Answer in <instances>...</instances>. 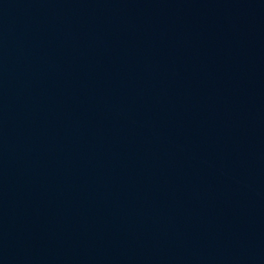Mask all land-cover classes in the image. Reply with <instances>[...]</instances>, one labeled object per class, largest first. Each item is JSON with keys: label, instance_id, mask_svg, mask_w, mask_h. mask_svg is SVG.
<instances>
[{"label": "water", "instance_id": "water-1", "mask_svg": "<svg viewBox=\"0 0 264 264\" xmlns=\"http://www.w3.org/2000/svg\"><path fill=\"white\" fill-rule=\"evenodd\" d=\"M0 264H264V0H0Z\"/></svg>", "mask_w": 264, "mask_h": 264}]
</instances>
